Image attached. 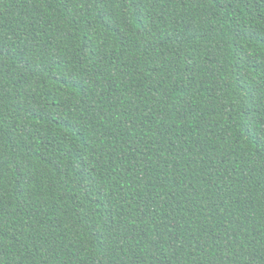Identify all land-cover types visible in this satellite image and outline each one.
<instances>
[{"label":"trees","instance_id":"trees-1","mask_svg":"<svg viewBox=\"0 0 264 264\" xmlns=\"http://www.w3.org/2000/svg\"><path fill=\"white\" fill-rule=\"evenodd\" d=\"M0 264H264V0H0Z\"/></svg>","mask_w":264,"mask_h":264}]
</instances>
